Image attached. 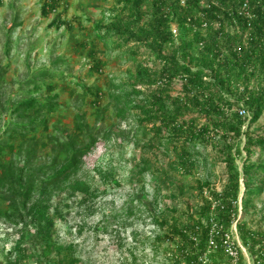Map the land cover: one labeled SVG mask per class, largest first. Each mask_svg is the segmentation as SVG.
<instances>
[{
    "label": "trees",
    "instance_id": "1",
    "mask_svg": "<svg viewBox=\"0 0 264 264\" xmlns=\"http://www.w3.org/2000/svg\"><path fill=\"white\" fill-rule=\"evenodd\" d=\"M183 1L116 0L117 7L111 13L119 14L109 24L95 22L94 47L101 43L110 51L127 48L134 57L145 47L157 66L149 68L138 63L125 88L113 82L107 105L100 103L102 88L87 87L84 99L89 94L94 96L92 121L87 111H78L72 125L63 128L61 123H54L51 127V116L61 105L53 83L45 84L47 96H33L43 89L40 80L54 75L49 69H40L29 95L17 101L10 111L11 119L0 124V221L30 229L29 233L43 246L42 260H37L41 264H59L51 257L55 250L67 257L65 264H74L77 246L59 242L56 220L63 216L62 207L68 206L70 199L78 196L85 202L97 197L99 189L77 177L84 158L100 141L111 140L117 133L114 127L127 122L130 116L136 118L142 135L147 136L145 125L152 124L149 130L155 138L151 141L177 150L174 169L185 175L196 169L191 147L206 148L217 140L222 146L228 182L221 192L208 179L193 188L200 201L195 214L189 215L191 224H169L154 210V223L161 230L169 226L166 237L178 239L179 251L195 249L188 232L210 213L205 190L226 205L222 218L228 225L231 212H237L234 202L238 201L242 179L243 217L254 213L255 199L264 191V163L251 162L257 148L264 152V135L251 130L264 114V0H248L250 18L240 13L246 0ZM60 5V0H44L42 14L48 16ZM67 23L57 13L51 26L61 28ZM173 24L177 25V36ZM89 55L94 70L101 72L103 62L98 60L95 48ZM177 79L182 80V90L174 96L172 88ZM119 89L122 91L116 94ZM111 101L117 119L105 127ZM241 110L246 114L242 115ZM152 142H146L145 149L154 147ZM244 153L240 169L237 159ZM141 162L138 173L144 175L151 162ZM115 171L107 166L102 174L119 184ZM160 179L157 193L171 186L183 192V184L172 180L168 171ZM239 229L250 246L264 238V226L254 228L243 220ZM207 234L208 229L201 226L200 249L205 248ZM194 258L191 255L188 260Z\"/></svg>",
    "mask_w": 264,
    "mask_h": 264
},
{
    "label": "rangeland",
    "instance_id": "2",
    "mask_svg": "<svg viewBox=\"0 0 264 264\" xmlns=\"http://www.w3.org/2000/svg\"><path fill=\"white\" fill-rule=\"evenodd\" d=\"M43 1L0 0V124L10 120V111L16 102L29 95L28 91L34 86V75L40 69H49L54 75L41 79L43 89L33 96H47L45 84H54V93L59 95L61 106L51 116L50 125L61 123L64 128L72 125L78 111H87L89 121L93 120L94 96L89 94L84 99L87 87L102 88L100 103L107 105L114 83L125 88L135 75L138 63L149 68L157 66L145 47L140 49L137 57L127 48L110 51L101 43L94 47L97 38L93 26L99 21L109 24L114 15L119 14L111 13L117 7L116 0H60L59 9L48 16L42 14ZM57 13H61L67 25L51 26ZM93 48L98 60L103 62L101 72L92 66L89 53ZM181 90L182 80L177 79L172 95H178ZM121 91L117 90L116 94ZM108 106L105 127L117 119L112 101ZM204 122L205 118H200V123ZM145 126L147 136L142 135L136 118L130 116L127 122L114 127L117 133L111 140L100 141L84 158L77 177L97 187L98 195L85 202L78 196L70 199L68 206L63 205V216L55 225L61 244L75 243L77 246L74 264H151L165 253L178 252V239L166 237L169 226L162 230L157 227L153 221L154 210L157 209L160 220L166 218L169 224L183 222L188 225L192 223L189 215L195 214L200 201L193 188L205 179L211 180L218 192L226 186L227 165L218 140L206 148H190L195 155L196 169L185 175L174 169L177 150L172 146H160L156 140L152 142L155 138L149 130L152 124ZM251 130L264 135V114ZM149 141L154 147L148 150L144 146ZM244 157L245 153L237 159L240 169ZM146 159L151 162L150 170L140 175L139 166ZM251 162L264 163V152L257 148ZM107 166L116 169L114 176L119 184L102 174ZM164 171L169 172L172 180L183 184V192L171 186L157 193ZM243 191L241 183L239 201ZM254 206V213L246 216L245 221L260 228L264 226V191L255 199ZM80 228L82 233H79ZM21 229V226L0 221V264H30L42 260L41 243L31 231L29 233L30 229ZM51 257L59 264H65L67 260L57 250Z\"/></svg>",
    "mask_w": 264,
    "mask_h": 264
},
{
    "label": "built area",
    "instance_id": "3",
    "mask_svg": "<svg viewBox=\"0 0 264 264\" xmlns=\"http://www.w3.org/2000/svg\"><path fill=\"white\" fill-rule=\"evenodd\" d=\"M182 2L184 3L183 0ZM240 13L249 18L251 17L248 0L241 7ZM203 26H206V24ZM172 30L177 36L178 28L176 24L172 25ZM240 113L242 115L246 114L245 110H241ZM241 183L243 185L242 179ZM204 194L209 200L210 213L208 217L201 220V224H196L193 230L188 232L195 248L194 251L190 249L179 251L178 248V252L165 253L162 257H158L160 260L153 261L151 264H263L264 238L256 245L250 246L243 241L239 229V224L245 220L242 203L244 191L240 201L234 202L237 212H231L228 225L224 223L222 218L226 205L215 199L209 191L205 190ZM203 225L208 229V234L205 248L200 249L201 236L199 231ZM191 255H195V258L188 260ZM30 264L40 263L34 261Z\"/></svg>",
    "mask_w": 264,
    "mask_h": 264
}]
</instances>
